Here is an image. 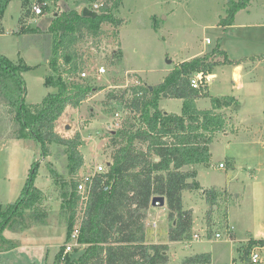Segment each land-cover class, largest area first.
<instances>
[{"label":"rangeland","instance_id":"374dc122","mask_svg":"<svg viewBox=\"0 0 264 264\" xmlns=\"http://www.w3.org/2000/svg\"><path fill=\"white\" fill-rule=\"evenodd\" d=\"M95 2L99 4L101 0ZM36 3L37 0H9L0 14V54L28 67L22 72L26 103L40 102L55 91L43 83L49 73L44 34H27L26 30H45L57 12L89 5L87 0L59 1L46 10L42 8L38 15L32 10ZM112 14L122 19L118 28L103 25L98 38H88L77 45L83 54L86 76L80 73L76 80L99 90L89 92L77 107L67 106L55 127L63 138L79 134L77 149L83 163L78 177L91 173L95 164L110 161L111 135L127 119V109L107 99L108 91L138 82L154 85L179 61L219 45L232 61L240 63L213 68L207 75L209 95H233L239 104L225 111L226 131L215 133L209 146V163L184 169L196 171L200 186L223 190L226 197L213 207L208 223L205 216L210 207L202 190L182 191L183 208L191 211L192 225L189 237L178 241L167 237L173 220L166 207L150 206L144 221L147 242L168 245L166 264H180L184 256L199 252L210 253V264H264V248L255 247L260 262L253 263L243 241L264 236V60L255 65L264 57V0H251L250 9L237 11L233 23L225 27L219 22L227 15L226 0H120ZM235 66H242L238 82L233 77ZM100 67H104V73H97ZM181 105L179 98L159 101L160 109L175 114L180 113ZM196 105L209 108L210 98L200 97ZM5 107L0 102V211L19 197L31 165L37 162L33 183L45 194L42 208L46 217L24 210L5 223L0 230V264H64L67 254L76 257L85 249L84 244L73 246L61 259L67 235L81 221L78 204L74 224L68 226L70 211L56 188L58 178L51 173L69 179L67 143H50L49 155L43 156L34 140L11 136L15 121ZM219 163L225 166L219 167ZM226 220L233 225L234 239L227 232ZM216 231L221 232L220 238L213 236ZM13 242L17 247L9 248Z\"/></svg>","mask_w":264,"mask_h":264},{"label":"trees","instance_id":"16d2710c","mask_svg":"<svg viewBox=\"0 0 264 264\" xmlns=\"http://www.w3.org/2000/svg\"><path fill=\"white\" fill-rule=\"evenodd\" d=\"M9 0H0V14ZM44 10L65 0H37ZM80 1V0H76ZM89 5L96 0H87ZM109 2L111 5H108ZM120 0H101L98 14L83 16L81 8L57 12L45 30H26L27 34H44L49 56V73L44 85L55 88L40 102H25L22 72L28 67L0 54V102L15 121L12 137L32 139L40 145L41 154L49 155L50 143H67L70 171L64 179L54 173L57 187L68 210V226L74 224L78 205L75 190L79 166L83 156L77 149L79 134L63 138L55 130L57 120L67 106L77 107L91 91L99 90L80 80L84 71L83 54L77 45L88 38H98L102 26L118 28L122 19L112 14ZM251 0H226L227 15L220 19L223 27L231 25L237 11L245 9ZM114 35L117 32L114 31ZM37 43L40 41L35 37ZM41 46V44H40ZM239 61H235L238 63ZM232 63L224 49L216 45L201 55L179 61L164 78L149 87L140 82L124 89H111L106 93L110 101L122 103L128 111L126 121L111 135L110 161L103 172L93 177L90 199L80 222L79 243L85 249L76 257L67 254L64 264H166L168 245L150 243L146 239L145 219L154 195H161L171 222L167 237L178 241L189 237L192 225L191 211L183 208L182 191L201 189L209 205L206 222L217 202L225 199L226 192L203 188L196 181V171L184 167L208 164L210 144L216 132L226 131L225 111L236 109L239 102L232 95L210 96L207 75L216 65ZM200 73L199 86L191 85L194 73ZM79 78V77H78ZM209 97V108H198L196 100ZM162 98L182 100L179 114L159 108ZM223 110V111H222ZM232 165V164H231ZM223 166L225 164L223 163ZM37 162L31 165L25 186L19 197L0 211V230L14 215L31 210L40 218L46 217L44 192L34 185ZM61 178V179H60ZM226 228L228 225L225 223ZM1 237V236H0ZM70 239L67 235L66 242ZM254 245L264 247V239H250L244 250L250 253ZM209 252L184 256L180 264H210Z\"/></svg>","mask_w":264,"mask_h":264},{"label":"built area","instance_id":"2783aa9c","mask_svg":"<svg viewBox=\"0 0 264 264\" xmlns=\"http://www.w3.org/2000/svg\"><path fill=\"white\" fill-rule=\"evenodd\" d=\"M98 6H99L98 3H93L91 5V7L90 6L89 7L91 9L97 11ZM32 10H33V12L35 14H38V15L41 14L42 13L41 4H39V3L34 4L33 7H32ZM205 42L208 43L209 40L206 39ZM104 72H105L104 67H100L99 69H97V73H99V74L104 73ZM81 76H86L85 71L81 72ZM200 76H201V74H200ZM190 82H191L192 87H194V88L199 86L198 78L195 77L194 75L192 76ZM117 125H118V123H116V126ZM219 167H224L223 163H219ZM104 168H105V163L104 162H101L99 164H95L93 166V170H92L91 173H88L86 175H82L78 179V182L76 184L75 190H76L77 195L79 197L78 204L80 205L79 211H80V215H81V220H82L83 214L85 212V209H86L87 204H88L89 199H90L92 183H93V177L97 173L103 172ZM79 232H80V226H78V223H77L73 227V230H72V232L70 234V239L63 244V255H62L61 259H64V255L66 253H68L73 248V246H76V245L80 244L79 240H78L79 239L78 238L79 237ZM215 237L216 238H220L221 237V232H216L215 233ZM194 238L198 239L199 238L198 234H194ZM249 260L251 262H253V263H258L260 261V254L258 253V251L255 248L250 251Z\"/></svg>","mask_w":264,"mask_h":264},{"label":"crops","instance_id":"0c3cea01","mask_svg":"<svg viewBox=\"0 0 264 264\" xmlns=\"http://www.w3.org/2000/svg\"><path fill=\"white\" fill-rule=\"evenodd\" d=\"M250 6H251V2H250V5L248 6V10L250 9ZM203 52H199V54H197V55H201ZM196 56V55H195ZM193 57V56H192ZM191 58V57H190ZM188 59V58H187ZM230 59V58H229ZM230 60H232V59H230ZM264 60V57L261 59V60H256V62H255V65H257L258 63H260V61L262 62ZM235 61H239V60H235ZM235 61H232V63L233 62H235ZM240 63V61L238 62V63H235V64H239ZM229 64H231V63H229ZM241 68H242V66H235L234 67V72H233V77H234V81H236V82H238V80H239V76H240V72H239V70H241ZM239 69V70H238ZM240 88H241V86H239ZM233 96V95H232ZM238 100V99H237ZM239 102V101H238ZM226 224L228 225V234H229V236L230 237H232L233 239L236 237V234H235V232L233 231V225H230L228 222H227V220H226ZM207 225V227L209 228L210 226L208 225V224H206ZM230 225V226H229ZM210 230V229H209ZM210 232V231H209ZM217 232V231H216ZM215 232V233H216ZM215 233H214V237H215ZM194 234H197V233H194ZM210 235H212V234H210ZM199 236V235H198ZM216 238V237H215ZM146 239H147V234H146ZM250 239H264V236H261V237H256V236H252V237H248V238H245L243 241H244V243L246 244L247 243V241H249ZM9 240V239H8ZM150 242H152V241H150ZM15 247H17V243L16 242H13V244H12V246L11 247H9V248H15ZM255 247H257V248H264V247H261V246H257V245H254L252 248L254 249ZM252 248H251V250H252ZM248 259H249V257H248ZM260 262V261H259Z\"/></svg>","mask_w":264,"mask_h":264},{"label":"water","instance_id":"95a60500","mask_svg":"<svg viewBox=\"0 0 264 264\" xmlns=\"http://www.w3.org/2000/svg\"><path fill=\"white\" fill-rule=\"evenodd\" d=\"M81 12L83 16H86V17H94L98 14V11L91 9L88 5L82 6ZM168 62H170V60H168ZM194 76L199 78L200 74L196 72L194 73ZM149 87H151V85H149ZM167 112L168 111L164 110V113H167ZM106 164L108 165L109 162H107ZM150 205L151 206L160 205L161 207H163L165 205L164 197L161 195H154L151 198Z\"/></svg>","mask_w":264,"mask_h":264}]
</instances>
